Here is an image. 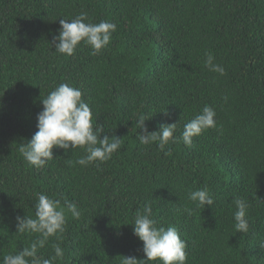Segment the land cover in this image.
I'll return each instance as SVG.
<instances>
[{"label":"trees","instance_id":"trees-1","mask_svg":"<svg viewBox=\"0 0 264 264\" xmlns=\"http://www.w3.org/2000/svg\"><path fill=\"white\" fill-rule=\"evenodd\" d=\"M81 12L86 23L116 24L109 45L57 53L59 20ZM205 53L223 76L205 68ZM61 83L81 90L100 138H121L98 167L76 164L81 147H54L39 169L19 152ZM206 105L216 127L187 147L184 125ZM141 115L149 132L176 123V142L140 144ZM205 187L214 204L200 209L188 196ZM39 193L81 213L38 250L50 258L59 245L53 264L142 259L130 223L146 204L158 227L177 228L186 264H264V0H0V259L37 238L16 233V217L35 218ZM236 197L249 205L246 233L234 228Z\"/></svg>","mask_w":264,"mask_h":264},{"label":"clouds","instance_id":"clouds-1","mask_svg":"<svg viewBox=\"0 0 264 264\" xmlns=\"http://www.w3.org/2000/svg\"><path fill=\"white\" fill-rule=\"evenodd\" d=\"M87 19V13L81 12L70 21L59 20L58 35L53 36V46L57 53L72 56L77 46L83 43L91 48V55H98L109 45L112 33L116 31V24L106 20L96 24L86 23ZM204 66L213 73L221 76L225 74V68L214 63V57L210 53H205ZM41 103L42 110L36 117L37 131L26 143L19 144V152L29 165L42 168L47 161L53 159L54 147L65 152L77 147L83 148L86 155L78 158L76 164L84 167L97 162L103 163L120 149L121 138L114 135L100 138L104 127L93 125L91 108L82 99L79 88L61 83ZM215 115L211 106H204L199 114L184 125L179 139L185 146L191 147L193 137L216 127ZM148 119L141 115L136 121L137 128L141 130L137 133L139 143L149 145L155 142L161 151H165L170 141L175 143L177 140L174 136L176 123L161 125L159 131L149 132L145 125ZM188 198L200 209L206 205L212 207L214 204V199L206 187L190 192ZM233 202L236 208L233 214L235 231L246 233L249 228L246 219L249 205L240 197L234 198ZM34 208L35 218L16 217V233L38 234L37 238L30 246L15 254L4 255L0 264H53L55 259L62 258L63 252L59 245L54 247V255L50 258L39 256L38 250L45 246L50 237L64 231L69 215L73 219H79L80 211L75 203L65 200L62 204L59 199H52L44 193L37 195ZM185 211L191 214V209ZM130 224L133 226L134 236L142 241L143 258L122 256L121 264H155L157 261L160 264H186V242L181 239L177 228L158 227L147 204L142 211L137 212Z\"/></svg>","mask_w":264,"mask_h":264}]
</instances>
